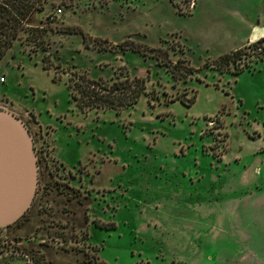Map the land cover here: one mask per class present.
Returning <instances> with one entry per match:
<instances>
[{"label": "rangeland", "instance_id": "1", "mask_svg": "<svg viewBox=\"0 0 264 264\" xmlns=\"http://www.w3.org/2000/svg\"><path fill=\"white\" fill-rule=\"evenodd\" d=\"M42 2L0 60V106L25 119L40 164L29 212L0 230V264H264V62L246 49L262 38L264 0ZM127 39L193 72L175 78L157 58L119 52ZM76 72L138 76L145 93L121 111L82 110ZM78 159L76 175L65 161ZM57 191L78 197L76 215L42 213L57 210Z\"/></svg>", "mask_w": 264, "mask_h": 264}, {"label": "trees", "instance_id": "2", "mask_svg": "<svg viewBox=\"0 0 264 264\" xmlns=\"http://www.w3.org/2000/svg\"><path fill=\"white\" fill-rule=\"evenodd\" d=\"M43 0H0V60L4 57L7 50L13 45L14 41L19 37V33L23 29H28L30 20L36 11L44 10ZM32 29H38L33 28ZM61 32L65 33H81L83 34L86 45H90V38L77 26H62L59 28ZM40 33L28 37L35 42L38 46H48V41L45 42L43 32L45 29H38ZM119 52H126L128 50L138 52L144 56L157 58L163 65L168 67L175 78L187 76L193 72L192 68L187 71L178 69L177 65H171L167 58V53L162 52L160 49L157 53L141 43H135L131 39L124 40L119 45ZM252 47H260V59L264 62V38L259 39L254 43L247 45L246 49ZM45 48V47H44ZM47 49V48H46ZM243 53L242 49H238L229 54L220 57L215 63V66L220 71L229 69L230 64ZM45 60L49 62V57L46 56ZM49 64V63H48ZM228 67V68H227ZM49 67H46L48 69ZM243 67L237 66L234 73L239 74L243 71ZM77 79H71L68 87L71 90L72 98L77 103L78 107L82 110L87 109H114L121 111L128 107L134 106L145 93V81L141 77H119L114 81L93 79L87 74H75ZM74 76V74H73ZM24 217V216H23ZM22 217V218H23ZM21 218V219H22ZM96 264H107L104 261H96Z\"/></svg>", "mask_w": 264, "mask_h": 264}, {"label": "water", "instance_id": "3", "mask_svg": "<svg viewBox=\"0 0 264 264\" xmlns=\"http://www.w3.org/2000/svg\"><path fill=\"white\" fill-rule=\"evenodd\" d=\"M39 175L30 129L15 112L0 106V229L13 225L27 213L38 190Z\"/></svg>", "mask_w": 264, "mask_h": 264}, {"label": "flooded vegetation", "instance_id": "4", "mask_svg": "<svg viewBox=\"0 0 264 264\" xmlns=\"http://www.w3.org/2000/svg\"><path fill=\"white\" fill-rule=\"evenodd\" d=\"M16 113V112H15ZM19 117H21V115L20 114H18V113H16ZM22 118V117H21ZM23 119V118H22ZM24 120V122L27 124V122L25 121V119H23ZM27 126H28V128L30 129V127H29V125L27 124ZM30 131H31V129H30ZM31 133H32V131H31ZM32 135H33V133H32ZM34 137V136H33ZM34 141H35V139H34ZM35 147H36V143H35ZM36 151H37V148H36ZM38 154V153H37ZM38 156V155H37ZM38 162H39V158H38ZM81 162L79 161V159L76 161V162H74V163H67L66 161H65V165L68 167V168H70V170H72V171H74V174H80V166H81ZM39 174H40V164H39ZM39 181H40V175H39ZM38 190H39V186H38ZM38 190H37V193H36V196H35V199H34V201L36 200V198H37V196H38ZM56 194L57 195H61L62 196V198H61V200H60V203L61 204H56L57 205V210L56 209H53V204H43L42 206H41V211H42V213L43 214H45L46 216H48V217H51L50 218V220L51 219H54L55 217H56V212H57V214H60V213H62V214H69V216H71V215H76L77 214V208H78V203H79V199H78V197H72L71 199L69 198V196H68V194H66V193H63V192H61L60 193V191H57L56 192ZM76 200V202L74 203V201ZM34 201H33V203H34ZM71 203V206L70 207H68L69 205H68V203ZM33 203H32V205H33ZM32 205H31V207H32ZM60 206H62V208H61V211H58L59 209V207ZM30 207V208H31ZM30 208H29V210H30ZM29 210L27 211V213L29 212ZM26 213V214H27ZM25 214V215H26ZM24 215V216H25ZM61 215V214H60ZM60 215H58L60 218L61 217H64V216H60ZM60 218H58L57 219V222L59 223L60 221H61V219ZM46 220H48V218L46 219V218H44V221H46ZM31 221V219L29 220V222ZM18 222V221H17ZM16 222V223H17ZM16 223H14V224H16ZM48 224H55V221L54 220H52V222H49V221H47V222H44V225H48ZM43 225V224H42ZM10 227V226H9ZM7 228V227H6ZM2 229H5V228H2ZM2 229H0V230H2ZM13 236V235H12ZM14 237L16 238V237H18L17 235H14ZM14 243H16V244H21L20 242L19 243H17V242H14ZM14 248L16 247V246H13ZM12 256V255H11Z\"/></svg>", "mask_w": 264, "mask_h": 264}, {"label": "crops", "instance_id": "5", "mask_svg": "<svg viewBox=\"0 0 264 264\" xmlns=\"http://www.w3.org/2000/svg\"><path fill=\"white\" fill-rule=\"evenodd\" d=\"M256 35H258V38H263L264 37V28H262V29H256L255 31H254V33H253V36H252V39L253 40H255L254 39V37L256 36ZM252 40V41H253Z\"/></svg>", "mask_w": 264, "mask_h": 264}]
</instances>
